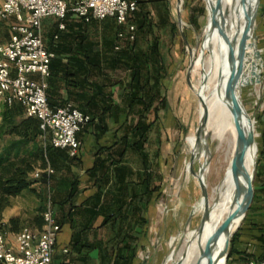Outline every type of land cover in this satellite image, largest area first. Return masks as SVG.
<instances>
[{"label": "crops", "instance_id": "0c3cea01", "mask_svg": "<svg viewBox=\"0 0 264 264\" xmlns=\"http://www.w3.org/2000/svg\"><path fill=\"white\" fill-rule=\"evenodd\" d=\"M146 1L142 4L152 25L146 26L147 32L139 30L135 42L119 39L122 27L114 17L86 22L70 12L63 29L59 17L43 18L44 42L55 53L47 88L49 102L52 106L72 102L90 113L92 121L78 133L82 146L77 156L51 146L47 159L53 173L48 175L45 168L38 167L41 176L32 174L39 179L37 188L24 190L13 198L12 205L4 210V222L12 242L25 226L42 230L38 193L42 191L46 204L51 196L62 225L55 250L57 264H140L146 208L153 203L155 192L148 141L143 144L141 135L144 119L152 123L151 130L155 119L151 117L154 109L145 111L143 100H139V94L144 96L143 90L139 93L144 81L133 79L132 66L136 69L142 64L139 57L151 50L162 30H170L172 21V13L167 18L169 0ZM14 22L15 18L0 20L4 41L10 39ZM258 37L264 52V0L258 15ZM145 41L150 45L145 47ZM118 43L120 49H116ZM31 75L39 78L37 73ZM151 84L154 87V80ZM26 115L20 103L5 106L0 111V123L18 122ZM6 132L0 127L1 139L10 136ZM8 140L0 143V148ZM261 142L254 177L255 197L249 208L256 213L252 219L264 212V122ZM12 218L17 219L15 226L10 224ZM253 221L248 220L247 224ZM252 232L250 247L240 249L253 256L241 259L237 255L241 261L232 264H247L252 258L264 257V225Z\"/></svg>", "mask_w": 264, "mask_h": 264}, {"label": "rangeland", "instance_id": "374dc122", "mask_svg": "<svg viewBox=\"0 0 264 264\" xmlns=\"http://www.w3.org/2000/svg\"><path fill=\"white\" fill-rule=\"evenodd\" d=\"M169 2L177 31L174 35L170 28L169 31L162 30L161 36H157L165 59V74L160 90L158 88L164 101L158 105L160 109L157 113L155 110L152 112L151 117L155 121L147 142L155 192L153 203L146 208L147 222L140 264H180L182 256H178L179 251L186 238H193L201 232L206 204L208 207V198L206 200L199 176L204 179L210 193L217 181L213 175L217 145H206L205 140L209 139V135H205L204 131L199 135L202 106L198 88H207L205 67L201 61L210 53L209 48L204 50V43L210 30L208 18L211 11L207 0H183L181 26L178 0ZM254 34L255 38L251 41L255 40L261 50L263 66L257 73L253 59H247L240 83V98L256 122L257 144L254 160L250 164L252 172L261 155V129L264 122V52L258 37V20ZM143 45L147 47L150 43L145 41ZM192 55L194 64L191 79L194 86L188 80ZM9 137L0 138V143ZM255 214L253 210L247 211L241 227L230 240L227 264L241 261L236 258L237 254L229 256L232 245L248 249L254 237L253 229L264 225V212L257 213L259 217L252 219ZM248 220L256 222L247 224ZM209 222L210 219H206L204 225ZM247 225L253 226L247 228ZM236 236V240H233ZM222 262L225 264L226 257Z\"/></svg>", "mask_w": 264, "mask_h": 264}, {"label": "built area", "instance_id": "2783aa9c", "mask_svg": "<svg viewBox=\"0 0 264 264\" xmlns=\"http://www.w3.org/2000/svg\"><path fill=\"white\" fill-rule=\"evenodd\" d=\"M138 9L137 0H2L0 20L15 18L11 37L4 41L0 36V111L5 106L20 103L28 116L40 120L44 146L50 139L55 148L69 151L77 156L82 146L78 133L92 121V115L68 102L52 106L47 95L51 62L55 53L46 47L42 21L46 16L56 15L61 19L60 28H65L64 19L72 12L84 21L114 17L122 27L119 39L135 42L138 27L133 16ZM121 44L116 45L120 49ZM39 74V78L31 74ZM44 171L53 173L49 164ZM35 177L41 171H35ZM42 230L23 227L9 239L8 232H0V261L3 264H57L56 243L62 225L56 214L52 197L43 213ZM67 251V249H65ZM247 264H264V257L252 258Z\"/></svg>", "mask_w": 264, "mask_h": 264}, {"label": "bare ground", "instance_id": "6f19581e", "mask_svg": "<svg viewBox=\"0 0 264 264\" xmlns=\"http://www.w3.org/2000/svg\"><path fill=\"white\" fill-rule=\"evenodd\" d=\"M253 2L255 0H221L218 5V0H207L211 14L208 18L210 30L204 43V50L209 48L210 53L201 61L205 67L207 88H198V92L201 99L202 120L205 125L203 131L205 135H209L205 143L217 145L213 173L217 181L211 193L208 192L207 195L209 207L207 219L211 222L204 225L198 235L186 238L178 254L182 256L180 264H207L209 259L207 247L215 236L211 250L216 264L223 263L227 248L226 233L220 234L225 227V221L233 215L243 198L244 179L239 176L234 167L240 120L229 108L226 100V86L230 68L233 65L232 58L233 56L237 58L239 54L240 43L247 25L246 12ZM213 8L217 9L218 23L212 17ZM231 46H233V53ZM246 51L244 65L247 59H253L259 73L263 63L262 58L257 54L256 46L249 44ZM255 153L256 146H250L246 161L251 172L250 164L254 160ZM212 167L213 163H211ZM238 194L240 196L237 199ZM237 224L238 222L232 230H235Z\"/></svg>", "mask_w": 264, "mask_h": 264}, {"label": "trees", "instance_id": "16d2710c", "mask_svg": "<svg viewBox=\"0 0 264 264\" xmlns=\"http://www.w3.org/2000/svg\"><path fill=\"white\" fill-rule=\"evenodd\" d=\"M138 9L133 16V20L136 22L138 31L147 32L146 26H151L152 22L148 19V13L142 3L146 0H137ZM187 1V0H186ZM189 5V4H187ZM171 14L170 10L167 12V18ZM171 31L175 35L177 31L176 23L171 21ZM142 64L136 69L132 66L133 79H143V85L139 86V93L143 90L144 96L138 95L139 100H143V106L145 111L154 109L157 113L160 109L159 104L163 103L164 97H161L160 85L163 81L164 73V57L161 54L159 48V39L155 38L151 45V50L145 52L139 57ZM154 80V87L151 81ZM153 89H155L153 91ZM136 99V97H135ZM4 123V124H3ZM1 129L10 135L8 142L0 148V232L7 231V224L4 222V210L12 205L13 198L24 190L36 189V183L39 179L33 177V173L38 167L46 168L48 166V153L51 148L49 140L47 146H44V140L42 138V130L40 128V120L34 116H26L21 122H3ZM141 120L139 121V124ZM152 123H148L145 118L143 121V144L148 141L149 132L151 130ZM142 141V140H141ZM148 154L145 152V159L148 160ZM148 170V169H147ZM146 170V171H147ZM43 179H47L44 176ZM257 192V189H256ZM41 198V202L37 207L39 217L43 219V213L46 208L44 203V197L42 191L38 193ZM151 199V198H150ZM17 219L12 218L10 224L15 226ZM146 217L144 223H146ZM15 228V227H14ZM264 236V232L262 234ZM237 236L233 239L236 240ZM264 238V237H263ZM237 254L241 259H249L253 255L247 253L245 250H241L237 245L231 248L230 257ZM0 264H3L0 261Z\"/></svg>", "mask_w": 264, "mask_h": 264}, {"label": "water", "instance_id": "95a60500", "mask_svg": "<svg viewBox=\"0 0 264 264\" xmlns=\"http://www.w3.org/2000/svg\"><path fill=\"white\" fill-rule=\"evenodd\" d=\"M262 0H255V2L251 3L249 6L248 11L246 12V19H247V25L244 30L242 40L240 43L239 48V54L236 57L233 56L232 61L233 65L230 68L229 77L227 81L226 86V100L229 105V108L237 115V117L240 120V130H239V141L238 146L236 150V154L234 157V167L237 170L240 177L244 179L245 186L243 187V198L242 201L238 204V207L234 211L233 215L225 221V227L223 229V233H226V240H225V246L226 248V262L227 264V258H228V245L230 243V240L232 239L233 235L236 231L239 230V228L242 225V221L245 217V214L249 210L250 206L253 203L254 197H255V183H254V177H255V170L253 172L250 171L247 165V153L250 146L257 144L255 139V131H256V122L247 110L246 106L244 105L243 101L240 98V88H241V80L244 74V63L247 55V48L249 44L255 45L257 48V54L262 58L261 50L258 47L257 42L251 41L250 39L255 38V29L257 27V20H258V11L261 5ZM221 0H218V5L220 4ZM182 4L183 0H178V7H179V23L182 26L183 20H182ZM216 12L217 9L213 8L212 10V17L216 23H218L216 19ZM191 53L193 52V48L190 49ZM231 51L233 53V46H231ZM194 56L191 57V63L188 73V80L194 86V83L191 79V72L193 69L194 64ZM245 123V124H244ZM204 122L203 120H200V126H199V135L203 133L204 130ZM199 179L203 185L204 189V195L207 200L208 190L205 184L204 179L199 176ZM240 194L237 195V199L239 198ZM208 216V207L206 204L205 207V216L203 220L202 227L204 226L206 219ZM237 224L235 230H232L234 225ZM216 237V236H215ZM213 237L207 247V253H208V263L207 264H216L214 259V254L212 253L211 246L215 239Z\"/></svg>", "mask_w": 264, "mask_h": 264}]
</instances>
